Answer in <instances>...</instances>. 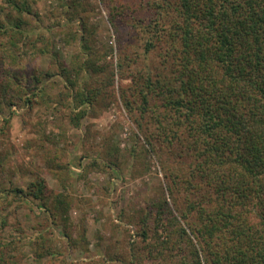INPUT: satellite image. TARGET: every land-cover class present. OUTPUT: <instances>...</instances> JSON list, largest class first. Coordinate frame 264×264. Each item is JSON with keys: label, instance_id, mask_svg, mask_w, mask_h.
Masks as SVG:
<instances>
[{"label": "trees", "instance_id": "obj_1", "mask_svg": "<svg viewBox=\"0 0 264 264\" xmlns=\"http://www.w3.org/2000/svg\"><path fill=\"white\" fill-rule=\"evenodd\" d=\"M59 1L78 14L75 2ZM98 1L110 9L117 43L131 36L115 65L80 16L69 63L43 34L31 45L50 56L75 108L92 105L114 74L131 77L120 99L170 183L168 196L143 208L126 264H264V0ZM7 2L33 14L23 1ZM24 25L16 17L5 30L10 46ZM13 192L44 201L50 189L38 176Z\"/></svg>", "mask_w": 264, "mask_h": 264}, {"label": "rangeland", "instance_id": "obj_2", "mask_svg": "<svg viewBox=\"0 0 264 264\" xmlns=\"http://www.w3.org/2000/svg\"><path fill=\"white\" fill-rule=\"evenodd\" d=\"M20 1L33 14H19L7 0H0L3 262L126 264L130 243L139 239L143 208L163 192L168 196L170 183L161 156L150 151L120 99L119 88L129 87L131 77L114 74L112 84L92 105L75 108L68 84L50 56L36 52L31 44L43 34L50 52L69 63L79 51L82 17L94 27L96 45L111 49L106 61L115 65L120 50L130 48L131 36L125 47L117 43L108 21L110 9L98 0L63 1L65 6L75 2L78 14L74 6L65 8L59 0ZM16 17L26 25L17 30L16 38L23 36L13 47L11 31L5 30ZM79 111L84 115L76 126L71 118ZM38 176L50 189L44 201L13 192Z\"/></svg>", "mask_w": 264, "mask_h": 264}]
</instances>
